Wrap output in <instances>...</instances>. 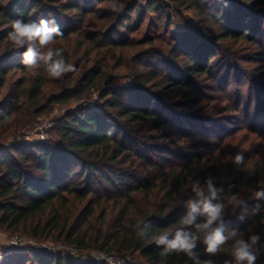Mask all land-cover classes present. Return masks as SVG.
<instances>
[{
    "label": "trees",
    "instance_id": "obj_1",
    "mask_svg": "<svg viewBox=\"0 0 264 264\" xmlns=\"http://www.w3.org/2000/svg\"><path fill=\"white\" fill-rule=\"evenodd\" d=\"M173 1L203 13L200 0ZM243 1L219 0V10L227 11L229 26L222 33H212V39H253ZM251 2L258 5L264 0ZM118 3L122 10L116 12L109 0H13L9 5L0 2V95L6 89L0 101V133L5 128L23 129L57 104L85 102L94 91L99 92L101 101L98 108L79 104L75 111L59 120V139L12 146L20 157L0 145V226L17 230L34 217L53 212V217L33 226L36 236L46 228L49 235L59 231L65 243L77 251L94 248L121 257L140 251L149 264H193L183 254L161 257L162 246L158 247L153 238L179 226V218L187 212V201L194 197L192 186L197 183L204 186L205 179L211 176L215 185L223 188L222 197L238 193L244 199L245 204L234 213L229 206L224 227L226 231L239 230L245 238L259 234L260 254L256 264H264V200L254 199V192L264 187V130L257 128L258 115L251 121L253 126L248 127L250 135L242 137L246 139L244 144L236 152L228 149L229 154L224 147L232 143L237 132L222 125L220 131L207 127L201 131L197 124H190L187 129L181 121L186 113L177 111L173 103L148 86L166 76H160L155 67L147 73L137 67L143 57L153 54L156 38L148 37L145 41L131 38L148 13L165 12L168 23L170 13L160 0H118ZM136 8L133 17L131 12ZM252 12L250 16H256ZM257 13L264 16V9ZM18 17L25 20L54 17L64 35L52 46L63 49L66 61L74 64L76 71L52 79L42 68H26L21 62L24 49L15 50L7 39L10 22ZM122 26L125 31H120ZM141 46L148 47L136 53L124 51L127 47ZM215 54L213 47L198 50L195 66L200 75L211 73L209 64ZM33 71L37 74L33 75ZM120 76L132 80L119 84ZM211 78L216 80L214 76ZM184 82H171L169 89H181L186 86ZM251 82L259 83L253 79ZM192 93L198 91L193 89ZM236 98L233 109L241 113L244 97L238 93ZM252 107V102L246 105L248 115ZM205 118L208 119L204 121L212 123L210 116ZM196 132L203 135L198 138ZM252 134L255 137L250 139ZM238 151L245 158L240 165L233 163ZM247 176L252 189H243ZM69 194L86 201V208L62 212V207L70 203ZM93 197L98 200L96 206L103 208L101 213L91 206ZM109 202H114L112 211ZM204 249L203 244L196 249L201 261L212 259L215 264H224L231 259L225 253L209 256ZM24 259L22 256L7 264H24ZM29 261L107 264L94 258L80 261L72 255H57L50 249L35 250Z\"/></svg>",
    "mask_w": 264,
    "mask_h": 264
},
{
    "label": "rangeland",
    "instance_id": "obj_2",
    "mask_svg": "<svg viewBox=\"0 0 264 264\" xmlns=\"http://www.w3.org/2000/svg\"><path fill=\"white\" fill-rule=\"evenodd\" d=\"M12 1L6 0L3 5H9ZM160 1L164 9L170 13L171 22H167L165 12L164 14L159 11L154 14L148 13L140 30L131 34V38L135 37L138 41H145L148 37L156 38L153 54L143 57L141 59L142 64L138 62L137 67L146 73L155 67L160 76H166V78H159L152 82L153 84H148V86L152 92L163 95L173 103L171 105L177 111L186 113L181 121L186 124L187 129H190V124H197L200 130L203 127H207L208 129L213 128L216 131H220L222 130L221 127H223L230 129V132H237L232 143L224 147L226 154L230 152H228V149L236 152L240 148V144H244L246 140L242 139L243 135H250L248 127L253 126L251 121L256 115L260 119L257 128L264 130V94H262L264 93V55L262 54L264 52V16L257 13L259 9H264V3L252 5L253 2L251 1L253 0L243 1L245 5L243 11L246 10L247 13V27H252L254 32L252 40L229 38L217 41L212 39L211 34L222 33L229 26L227 11L219 10V0H200L203 13H199L195 8H190L187 4H176L173 0ZM96 5L99 6L101 4L96 3ZM137 9L132 10L131 15L133 17H135ZM251 12L255 13L256 16H250ZM213 14L216 17H213ZM124 23L126 24L127 22L125 21ZM120 29V31H125L124 26ZM180 45L181 48L177 50ZM147 47H127L124 51L136 53ZM212 47L215 49L216 54L210 60L209 71L211 73L200 75L195 66L198 50L202 48L205 51ZM199 61H202L201 58ZM212 76L216 78L215 81L211 78ZM19 77L20 75L15 76L14 79L17 80ZM252 79L257 80L260 85L259 83L253 85ZM131 80L132 77H117L119 84L130 83ZM176 80L177 82L185 81L186 86L183 85L184 87L181 89H169L171 82L174 83ZM193 89H196L199 94H193ZM235 91H237L236 94H234ZM5 92L6 89L2 93L4 94ZM238 93H241L244 97L241 113L233 109V103L237 99ZM3 94L0 95V101L3 98ZM250 102H252L253 107L251 114L248 115L245 108ZM79 104L89 105L94 108L100 107L99 92H92L85 102L76 100L65 105L57 104L50 112L39 116L34 122L19 131L5 128L0 133L2 149L10 151L16 157H20V154L11 148L12 146L20 143H37L48 139H59L58 121L71 111H75ZM257 104L262 106L257 108ZM212 106L216 107V109L213 110ZM255 108L260 109L261 113ZM208 116H210V121L212 119V123L203 120L208 119L205 118ZM219 125L222 126L220 127ZM197 135L200 138L203 133L201 132ZM209 137L219 141L214 136ZM250 137V139H253L255 136L252 134ZM246 144L249 145L247 141ZM201 151L209 150L202 149ZM251 152L253 151L250 150ZM250 155L254 156L255 154L252 153ZM248 177L243 182V189H252L248 183ZM74 180L81 183L79 177L74 176ZM96 187L98 188V186ZM69 201L68 206L62 207L64 208L62 212L66 214L71 210L82 211L86 208V201H81L74 195L69 194ZM97 201V198L93 197L91 206L97 207ZM108 204L109 211H112L111 208L114 202H109ZM57 208L59 209L61 206L58 204ZM97 208L98 213L103 211L102 207ZM54 215L53 212L38 215L27 226H22L17 230H6L0 226V264L17 262L22 256L25 257L24 264H30L29 259H31L32 253L37 249H50L57 255H72L80 261L94 258L108 264V259L106 258L97 259V257L103 256L110 258L111 264H149L140 251L129 252L126 257L118 256L115 253L108 254L94 248L77 251L65 243L64 237H61L60 232L57 230H54L49 235L48 230L44 228L36 236L33 226L37 225L39 221L44 223V221ZM115 215H117V212ZM98 218L101 219V217Z\"/></svg>",
    "mask_w": 264,
    "mask_h": 264
},
{
    "label": "clouds",
    "instance_id": "obj_3",
    "mask_svg": "<svg viewBox=\"0 0 264 264\" xmlns=\"http://www.w3.org/2000/svg\"><path fill=\"white\" fill-rule=\"evenodd\" d=\"M6 3V0H0ZM113 11H121L118 0H109ZM60 25L54 17L40 18L38 20H25L15 18L10 22V30L7 39L15 50L24 49L21 53L22 64L29 69H43L48 77L60 79L68 73L76 71L74 64L68 63L64 57L63 49L53 47L57 38L63 37ZM33 75L37 72L33 71ZM242 151H238L233 163L240 165L244 162ZM194 197L187 201L186 214L178 220V227L174 230H165L154 236V243L161 247L159 255L167 257L171 254H183L193 264H215L212 259L200 260L197 257L198 245H205L204 251L209 256L225 253L231 259L224 264H256L260 248L261 237L259 234H251L247 238L237 229L225 230L224 221L228 214L229 206L233 213L245 204L244 199L238 193H231L222 197L223 188L217 187L214 178L205 179L204 186L198 183L192 186ZM254 199L264 200V187L254 192ZM198 217L201 219L198 220ZM144 235L143 230L139 233ZM171 236V238H169ZM106 258L108 264L111 259Z\"/></svg>",
    "mask_w": 264,
    "mask_h": 264
},
{
    "label": "built area",
    "instance_id": "obj_4",
    "mask_svg": "<svg viewBox=\"0 0 264 264\" xmlns=\"http://www.w3.org/2000/svg\"><path fill=\"white\" fill-rule=\"evenodd\" d=\"M44 137V136H43Z\"/></svg>",
    "mask_w": 264,
    "mask_h": 264
}]
</instances>
